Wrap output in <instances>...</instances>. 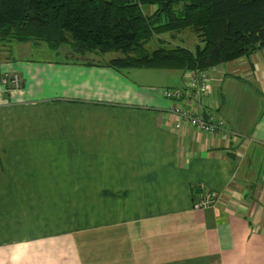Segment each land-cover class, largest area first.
<instances>
[{"label":"crops","instance_id":"obj_1","mask_svg":"<svg viewBox=\"0 0 264 264\" xmlns=\"http://www.w3.org/2000/svg\"><path fill=\"white\" fill-rule=\"evenodd\" d=\"M64 46L0 42V264H264V50L212 74L222 136L176 129L183 71Z\"/></svg>","mask_w":264,"mask_h":264},{"label":"trees","instance_id":"obj_2","mask_svg":"<svg viewBox=\"0 0 264 264\" xmlns=\"http://www.w3.org/2000/svg\"><path fill=\"white\" fill-rule=\"evenodd\" d=\"M186 31L199 44L170 48ZM154 38L162 47L149 52ZM30 41L119 53L116 70H208L264 50V0H0V42Z\"/></svg>","mask_w":264,"mask_h":264},{"label":"built area","instance_id":"obj_3","mask_svg":"<svg viewBox=\"0 0 264 264\" xmlns=\"http://www.w3.org/2000/svg\"><path fill=\"white\" fill-rule=\"evenodd\" d=\"M217 67L208 70L192 69L184 74L185 85L182 88H170L163 91L164 97L171 101L169 112L180 119L176 129L184 124L199 132L213 135H228L226 122L210 110L209 97L212 74ZM2 85L9 91L21 88L17 74L5 75ZM217 197L213 193H203L195 209H206L216 204Z\"/></svg>","mask_w":264,"mask_h":264},{"label":"rangeland","instance_id":"obj_4","mask_svg":"<svg viewBox=\"0 0 264 264\" xmlns=\"http://www.w3.org/2000/svg\"><path fill=\"white\" fill-rule=\"evenodd\" d=\"M149 12H150V8H145L144 9V13L146 15H149ZM189 32L190 31H186L184 33L178 34L177 42L174 43L173 47H170V48H174L176 46H184V47H186L189 50H193L196 47V45L199 44V40L194 34H190ZM184 35H187L186 36L187 37L186 40L184 39ZM162 38H167V35H163ZM167 40L169 41V39H167ZM168 41L165 42L164 46L168 45ZM160 45H162V44L156 38H154L152 41H150L147 44L146 48H147V50L149 52H152L155 49L161 48L162 46H160ZM64 47H67V45H65ZM165 48H169V47H165ZM120 56L121 55L119 53L111 52V53H107V54H104L103 56H101V60L105 61V60H109L111 58H117V57H120ZM86 58H91L92 59L93 57H92V55L88 54L86 56ZM61 60H65L64 57H61ZM94 60L95 61H99L98 59H94ZM147 73H149V72H147ZM152 73H156V72H152ZM159 73H161V75H164V73H166L167 75H170V71H167V70H163V71H161ZM153 75H155V74H153ZM160 80L163 81L164 83H166V81H165V79L163 77H161ZM166 86H168V85H166ZM169 87H171V86H169Z\"/></svg>","mask_w":264,"mask_h":264}]
</instances>
